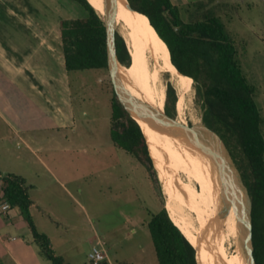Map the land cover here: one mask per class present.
Here are the masks:
<instances>
[{
    "label": "rangeland",
    "instance_id": "rangeland-1",
    "mask_svg": "<svg viewBox=\"0 0 264 264\" xmlns=\"http://www.w3.org/2000/svg\"><path fill=\"white\" fill-rule=\"evenodd\" d=\"M173 1L181 7L186 21L197 9L194 3L200 1L220 17L236 42L245 75L257 89L256 100L264 116V0ZM47 2L51 9L52 25L58 18L85 16L82 8L71 0ZM120 27L116 23V33L122 36L129 51ZM50 29L52 31L53 26ZM131 59L129 82L135 98L144 103L145 109L165 113L167 87L172 85L178 98L175 128L189 134L191 140L211 146L204 122L206 108L194 82H191L186 94L179 91L169 76H164V83L159 87L154 72L143 67L135 56ZM65 81L69 85L67 105L74 106L75 127L73 124L71 128L61 131L67 135L66 139L52 131L48 133L49 144L45 140V148L38 155L42 161L27 153L24 146H16L11 157L3 155L0 159V173H17L33 185L30 194L36 206L30 214L38 230L51 238L57 254L69 264H88L94 230L106 242L113 264H158L147 224L153 214L163 207L167 208L163 179L155 163L156 176H152L136 158L116 147L111 139L114 86L109 70L67 72ZM180 101H183L181 110ZM53 110L51 106V112ZM262 132L264 136V127ZM0 133H3L1 125ZM162 134L172 148L174 145L180 148L183 143L168 133ZM188 148L194 151L182 149L181 157L192 159L197 151L205 153L207 183L203 182V186L200 182L195 183L194 187L201 192L206 187L210 188V195H215L214 207L218 214L209 220L211 225L219 221L220 231L224 233V214L252 254L251 239L247 233V200L239 181L243 184L240 171L209 149H198V146L189 144ZM42 162L48 166V171ZM177 176L187 182L184 174ZM192 212L189 205L185 216L188 228L196 239L209 248L215 245V238L218 237V249L222 250L224 244L229 248L226 242L221 243V233L209 240L207 235L203 237L201 232L194 230L192 216H195L202 230L203 227L198 213ZM229 251L230 256H227L234 260L235 247H230ZM12 257L21 264H50L33 242L21 212L13 210L8 215L0 213V264H15Z\"/></svg>",
    "mask_w": 264,
    "mask_h": 264
},
{
    "label": "trees",
    "instance_id": "trees-1",
    "mask_svg": "<svg viewBox=\"0 0 264 264\" xmlns=\"http://www.w3.org/2000/svg\"><path fill=\"white\" fill-rule=\"evenodd\" d=\"M71 1L82 8L85 16L60 22L66 70H109L103 18L89 0ZM127 1L148 38L185 76L187 90L192 81L196 85L206 108L204 122L211 146L235 164L251 199L253 258L255 264H264V116L256 100L257 89L244 73L235 40L216 12L201 1L194 3L197 9L187 21L173 0ZM115 41L119 62L129 71L132 53L118 33ZM177 102L175 89L168 85L165 114L171 120L175 119ZM111 107L113 143L156 176L145 136L114 88ZM163 183L167 208L153 214L147 224L158 264H208L178 227L177 215L185 198L169 186L166 190L164 179ZM30 190L24 179L0 174V202L6 200L12 209L20 210L33 242L49 262L69 264L57 254L51 238L38 230L30 214ZM223 218L236 232L224 214Z\"/></svg>",
    "mask_w": 264,
    "mask_h": 264
},
{
    "label": "crops",
    "instance_id": "crops-1",
    "mask_svg": "<svg viewBox=\"0 0 264 264\" xmlns=\"http://www.w3.org/2000/svg\"><path fill=\"white\" fill-rule=\"evenodd\" d=\"M50 10L47 0H0V159L11 157L12 150L22 145L42 161L38 155L45 148L44 141L49 144L48 133L66 139L61 131L75 127L74 106L67 105L68 71L60 31V22L66 18L52 25ZM0 174L16 175L33 188L22 175ZM96 234L94 230L90 244ZM12 261L21 264L13 257Z\"/></svg>",
    "mask_w": 264,
    "mask_h": 264
},
{
    "label": "bare ground",
    "instance_id": "bare-ground-1",
    "mask_svg": "<svg viewBox=\"0 0 264 264\" xmlns=\"http://www.w3.org/2000/svg\"><path fill=\"white\" fill-rule=\"evenodd\" d=\"M89 1L94 6L99 15L104 18V0ZM116 23L121 25L120 28L124 33V38L127 41L132 55L135 56V59L141 62L142 66L147 68L149 72L150 70L154 72V79L157 81L159 87L162 85L164 76H169V80L177 86L179 91H181L183 94L188 93L184 83V77L148 38L133 12L129 10L126 0H118L117 2ZM121 76L127 90L135 97L132 86L129 82L128 71H125L122 68ZM182 103L183 101L179 102V110H181ZM142 127L144 129L154 163L160 172L161 178L165 180L166 190L167 186H169L172 190L177 192V194L185 198L177 215V224L186 238L197 250V252L208 264H255L250 251L241 242L237 234L228 226L225 220L223 224L225 232L223 233L220 231L221 226L220 222L218 221L217 223L211 225L212 229L208 239L211 240L212 237L214 239L215 234L221 233L223 236L221 243L224 244L226 242L229 248L235 247L236 254L234 260L227 256L230 254V251L229 248L225 247V244L223 245V251L218 249V237L215 238V245L213 247L209 246L208 248L205 244L196 239L188 228L185 215L189 205L192 207L193 214H195V212L198 213L197 217L202 227H205L208 221L212 220L214 216L218 214L214 207L216 204L215 195H210V188L208 189L206 187L202 189L203 191L201 192L194 187L195 183L199 184L200 182L202 186L204 185L203 182L207 183L204 163L205 153H199L198 151L197 153L195 151L196 153H193L194 156L192 159L183 158L180 155V150L182 151L183 149L184 151H194L193 149L188 148V144L182 143L180 148L176 145H174V148H172L168 146L162 133L152 130L146 124H142ZM198 149L201 148L198 147ZM179 173L184 174L187 182L178 178L177 174ZM210 199L212 203L210 202ZM246 210L248 214V201H246ZM191 218L194 230H197L198 233L201 232L204 237L205 234L200 225L197 223L195 216H192ZM247 219H249V216H247ZM247 233L249 239H251L249 225Z\"/></svg>",
    "mask_w": 264,
    "mask_h": 264
},
{
    "label": "water",
    "instance_id": "water-1",
    "mask_svg": "<svg viewBox=\"0 0 264 264\" xmlns=\"http://www.w3.org/2000/svg\"><path fill=\"white\" fill-rule=\"evenodd\" d=\"M127 1V0H126ZM118 0H104V18L103 21L106 26L107 30V47H108V59H109V72L112 76L113 86L115 91L120 97L121 102L125 106L126 110L129 112L130 116L138 123L140 126L145 139L146 135L144 132V129L142 127V124L148 125L152 130L157 132H165L171 135L172 137L180 140L184 144H189L193 146H198L199 148L209 149L219 156L225 158L227 161L231 163V165L235 166V164L230 161L224 154L214 149L212 146H208L205 144H201L200 142H197L195 140H191L189 134L183 133L175 128V121L171 120L165 113H159L154 112L151 110V112H148L145 107L143 106V103L139 101L137 98H135L126 88L124 83L121 81V69L127 68L121 65L119 62L118 56H117V50H116V6H117ZM127 5L129 10L132 12H135L129 2L127 1ZM93 6V5H92ZM94 7V6H93ZM137 13V12H136ZM139 14V13H138ZM142 15V14H141ZM144 16V15H143ZM183 76V75H182ZM185 77V76H184ZM209 132V131H208ZM147 141V139H146ZM148 144V142H147ZM149 147V145H148ZM150 151V149H149ZM151 155V153H150ZM152 157V156H151ZM153 159V157H152ZM154 162V160H153ZM237 179L239 177L237 176ZM241 188L244 190L245 195L247 197L248 201V225H249V231H250V238H251V245H252V219H251V211H252V202L249 203V195L247 192V189L242 184V181L239 179ZM251 201V199H250ZM211 221L207 223L205 227H203L204 234L207 235L209 238L210 232H211ZM252 258H253V245H252ZM254 260V258H253ZM255 263V261H254Z\"/></svg>",
    "mask_w": 264,
    "mask_h": 264
},
{
    "label": "built area",
    "instance_id": "built-area-1",
    "mask_svg": "<svg viewBox=\"0 0 264 264\" xmlns=\"http://www.w3.org/2000/svg\"><path fill=\"white\" fill-rule=\"evenodd\" d=\"M11 210L12 208L8 201L0 202V213L8 215ZM87 258L88 264H104L110 261L107 244L98 234H96L91 244Z\"/></svg>",
    "mask_w": 264,
    "mask_h": 264
}]
</instances>
